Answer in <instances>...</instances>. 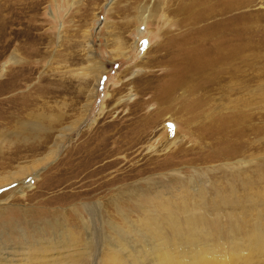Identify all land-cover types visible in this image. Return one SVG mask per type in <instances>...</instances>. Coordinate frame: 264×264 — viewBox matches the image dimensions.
<instances>
[{"label":"rangeland","instance_id":"obj_1","mask_svg":"<svg viewBox=\"0 0 264 264\" xmlns=\"http://www.w3.org/2000/svg\"><path fill=\"white\" fill-rule=\"evenodd\" d=\"M3 1L0 244H49L52 254L64 243H77L79 264H104L108 243L126 239L139 247L152 236L148 224L160 220L167 228L166 219L174 218L187 227L186 215L192 213L205 233L213 230L215 240L236 232L246 239L245 226L237 230L232 223L248 219L236 218L249 204L244 192L256 198L264 193V0H209L221 1L217 8L226 7L225 12L193 27L187 8L197 0ZM201 8L195 6L193 12ZM200 26L214 30V39L223 34L229 42L234 31L221 27L241 28L237 44L254 49L212 67L211 72L220 66L217 73L224 82L212 90L211 100L192 93L188 85L166 96L150 88L171 82L175 66L166 50L181 42L189 27ZM88 34L93 63L85 54ZM119 47L127 49L124 55ZM101 70L97 93L91 96L94 75ZM223 116L231 133L244 132L236 143L230 134L228 144L241 148L232 158L219 157L212 145L218 135L213 137L208 122ZM125 126L124 131L140 132L122 146L114 142L119 136L115 131ZM63 133L66 139L57 155L43 166ZM109 149L116 151L94 162ZM241 160L233 169L228 165ZM35 167L38 174L22 180ZM13 172L19 175L15 182L6 177ZM197 187H203L201 194L194 193ZM231 192L241 204L239 199L227 203ZM262 202L264 196L257 206ZM166 204L169 211L162 207ZM256 259V264L264 263V258Z\"/></svg>","mask_w":264,"mask_h":264},{"label":"bare ground","instance_id":"obj_2","mask_svg":"<svg viewBox=\"0 0 264 264\" xmlns=\"http://www.w3.org/2000/svg\"><path fill=\"white\" fill-rule=\"evenodd\" d=\"M193 2L194 3H192L191 6L187 8L188 10L192 11L190 12V16H188L191 22V25H190L191 27H193V25H197L198 22L204 20L205 18L210 19L211 17L213 16L215 17V15L221 14L225 12L226 10L225 9L226 7L224 6H223L224 7L223 10H220L221 8L220 6H222L221 1H218V2L216 1L217 3H215L214 1H209V0H197L196 2L195 1ZM224 4L226 5L227 1H225ZM195 6L197 7L202 6V8L200 11L193 12V9ZM217 7H220V8L218 9ZM0 8L3 11V14H0V16L2 15L6 16L5 12L7 10V6H6L5 1L0 0ZM150 13L151 12H149L148 15L144 14L143 17L140 18V20H142V22L143 21L147 22V20L150 17ZM4 20L5 18H3V21H0V26L4 25ZM12 22L13 24L15 23L13 19H12ZM203 26H200L197 28L189 27L188 30L190 31L183 35L182 37L183 39H181V42L178 41V43L173 46L168 44L171 50L169 49L170 50L169 51L167 49L166 51L168 52L166 53V55L168 54V58H171V62L175 66L174 71L171 72V77L168 76L171 78L170 80L171 82L168 84L167 83L160 84L161 82L156 84L154 82L155 87L152 86L150 88H153V89L158 88L160 92L164 91L165 93L164 92L163 93L166 96L167 94L170 95L174 93L180 87L184 85H188L189 86L188 88L190 89L192 93L197 92L201 95V97H205V99L208 98L209 100H211L213 98L212 90L214 89L216 91L217 89H219L218 85L224 82L223 76H220L217 73V68H219L220 66H217L215 70L211 72L212 67L220 61H222V65H224L225 63L229 62L233 57L237 55H242L240 54L242 51L249 52L252 49H254V46H248L242 49L240 44H237L236 39H238V35L241 32H243L241 28L239 29L237 27L231 28L230 26L226 29L224 26L221 27L222 30L234 31L233 34L229 35L231 37L230 39H232V41L229 42L228 41L229 39L226 40L223 34L222 36H219L216 39H214L213 38L214 34H210L214 30L206 29V27H203ZM89 34L87 37V45H86L85 54L87 55L88 61L92 62L95 52L93 49L94 46L90 39L91 35ZM239 36H242V35H239ZM162 46H163L162 44L158 45V47H162ZM162 48H164V46ZM118 50H120L118 52H121V54L124 55L125 50L127 49L124 47H119ZM164 59L166 60L167 58L165 57ZM165 62H168V60ZM148 63L149 62L146 61V64ZM103 70L100 71V74L94 75V78H93L94 81H92L94 82V84L92 86V89H90L91 96H94L95 93H97L99 83L101 80V75L103 74ZM162 78H165V77H162ZM137 81L142 82V79H138ZM167 81L169 82V80ZM213 86L215 87L212 88ZM162 97L164 96L162 95ZM237 99H235V102H238ZM135 102H137V100ZM208 123H209V130L213 134V137L215 138L216 135H218V137H216L215 140L212 141L214 151H218L216 155L220 154L219 157H222V158L223 157L232 158L231 156H233L236 152L238 151L241 152L240 151L241 148L240 149L237 148L238 144L237 145L235 144L236 145L235 146L234 143H236V140L242 137V134L244 133L241 131L242 129L237 130L234 133H231L233 129L228 125L226 117L215 118L213 120H210ZM208 123L206 124L208 125ZM131 124L133 125L132 122ZM126 127L127 126L123 128L118 127V129L115 131V135L117 134L119 135L118 138L115 139L114 141L116 144L122 143V146L127 145L130 143V140L134 136L136 137L139 136L138 135V133L140 132L139 129L136 131L130 130V129H127V131H124ZM230 134L235 135L233 139V141L235 142L233 144H228L231 142ZM65 136L66 134L63 133V135L61 136L60 143H56L55 147L48 153L46 159L43 160L44 161L43 166L47 164L49 161L53 160V158L57 155L60 145H62L61 144L62 140L66 139ZM116 148H120V147L116 146ZM109 150L110 152H106V154H101L100 156L99 155L96 156L95 157L96 160L94 162H97L99 158L102 159L105 156L110 157V155L112 156L116 151V149L113 151L112 149H109ZM92 161H93V158H92ZM109 162L106 163L107 165L109 164L108 166H111V164L114 163V161L111 163ZM242 162H243L242 160L238 162L229 161L228 165L232 166V169H233L235 168V166H238V164L242 165ZM22 169L20 170V173ZM37 169L39 170V167H35L30 174H24V176L22 177V180L23 178H26L30 175L34 176L38 174ZM16 173L17 172H13L11 175L6 176L7 180L10 179V181H13V182L17 181L19 179V175H17ZM3 180H4V177H3ZM247 188H248V191L252 190L249 187ZM178 189L182 191V186ZM183 189L185 190V188ZM194 189H196L194 190L195 191L194 193L196 194H201L203 191V187L201 188L197 187ZM232 192L236 193L234 189L232 190ZM232 192H231L230 201L227 200L228 201L227 203H233V201L237 203L238 199L240 203V197H237L238 195L237 196L235 195L237 198L233 200L234 193ZM257 192H259V190H256L255 195L257 194ZM251 196H252L251 194L247 195L246 192H244L243 197L247 198V202L249 201V204L245 205L244 209L242 207V209L239 212H236L237 214L236 218L240 217L241 219H243V216L246 215V217L248 216V219H243L242 222L236 221L232 223V225H235V228H237V230H241L242 225L245 226V229L247 230V233L245 234L246 236L245 240L242 238L244 236H237L238 235L237 232H236V235H233V237H230L227 240L226 239H217V240L213 239V237L211 236V233L213 230L209 229L207 230L208 233H205L202 230V228L204 227V226L202 227L203 224L201 225L199 219L197 218L194 219V217L192 216L195 213H192V214L186 215V219H189V224L187 225V227H181V224L178 221V219H174V218L166 219L165 222L167 224V228L164 227L163 223H161L160 220L155 221L154 223H150L148 225L146 223L147 227L151 231L150 234L152 236H149L150 239L148 240V242H144L143 244H140L139 247H136L133 244H129V242L126 241V239H124V243H120V241H123V239H119L118 241L114 243L108 241L110 242L108 243V246L110 247L112 251L108 249L109 252H107L106 255H104L105 256L104 264H256L255 262L256 258L257 259L264 258V229L261 230V226L264 227V217H263L264 216V202H262L263 204L261 203L262 205L260 207H258L257 206L258 204L256 203V202H259L260 196H264V193L263 192L259 193L257 198L255 196H252V199H251L250 198ZM254 197H255L256 202L253 201ZM224 200L225 199H223V201ZM87 205L88 204H85L86 207H88ZM162 207L165 210L166 209L168 210L170 208V205L166 204V205H162ZM95 209H96L94 210L95 214H97L100 211L99 203L95 206ZM168 213H171V212H168ZM198 217L200 218V216ZM253 217H256L257 219H253ZM167 230H169L175 235H169L167 233ZM222 232H225V231H222ZM231 232L232 231H230V233ZM135 241H139V240L135 239ZM25 243L28 244L26 247L0 244V246L3 247L2 250L0 251V264H79L80 257H82L81 253L78 250L77 243L76 244L71 243V242H69L68 244L64 243L61 246H58L59 250L57 252L52 253V254L49 253V250H52L53 252V247H49V244L48 246L47 245L44 246V244L38 246L37 244L32 243V242H25ZM103 244L100 243V245L97 246V249L101 250L100 247H103ZM28 246L29 248H31V250L29 251H28L29 249ZM35 246H38V247L35 248ZM65 247L71 248L70 249L71 252L69 253V251H67L66 254L62 253L61 250L63 249L65 250ZM66 257H70L69 260H67ZM257 259L256 261H258ZM95 264H98L96 260H95Z\"/></svg>","mask_w":264,"mask_h":264}]
</instances>
